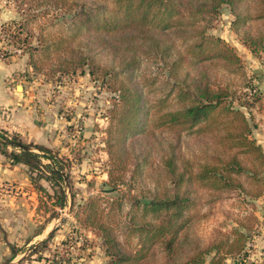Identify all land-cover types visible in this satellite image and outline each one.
Masks as SVG:
<instances>
[{
  "label": "rangeland",
  "instance_id": "obj_1",
  "mask_svg": "<svg viewBox=\"0 0 264 264\" xmlns=\"http://www.w3.org/2000/svg\"><path fill=\"white\" fill-rule=\"evenodd\" d=\"M81 1L90 7L94 0ZM108 5L112 6L110 2ZM73 13V10L49 3L40 5L32 0H0V119L6 121L3 124L13 127L14 110L25 105L30 111L27 116L36 123L33 132L29 128L22 132L14 128L5 130L1 123L0 131H7L9 135L17 132L27 143H44L56 149L59 156L65 157V171H69L71 179L70 185H65L67 204L56 206L53 213L49 199H45L46 204L40 202V190L34 194L26 188L35 187L28 166L9 165L11 159L0 151V210L8 205L15 206L17 200L21 205L29 202L31 206L27 213H31L36 229L60 223V226L73 230L70 233L76 231L74 235L78 236L93 230L98 234H90L92 246L85 256L103 255L105 264H108L111 256L99 245L100 235L110 231L123 249L131 250L134 242L132 239L126 241L124 227L132 202L151 197L159 186L158 191L163 193L167 185H173L172 177L163 164L167 149L174 144L176 150L181 147L184 156L198 165L207 159L205 142L212 138L183 131L179 146L175 129L157 125L156 120L160 121L162 110L156 105V100L167 89L166 81L175 80L169 76L162 59L146 56L144 35L136 38L140 41L136 50L124 49L130 35L140 34L139 30H126L122 35L114 36L106 29H93L92 22L80 23L76 37H67L59 48L52 47L47 52L40 49L42 40L53 42L66 34L71 35ZM234 17L230 6L222 5L212 19L213 27L209 31L215 28L216 32L238 34L230 23ZM98 35L109 38V41L103 42ZM174 38L173 30L164 34V42ZM73 55L92 60L93 72L88 63L82 68L73 62ZM132 55L136 60L122 68L123 61L131 59ZM21 57L24 62L19 59ZM113 71L120 74L112 77ZM222 78L225 79L224 76ZM123 85H137L146 98L145 107L143 104L136 120L130 124L126 121L127 105L120 97ZM222 142L218 147L222 156H226L224 149L228 143ZM8 149L16 148L9 145ZM34 150L41 152L36 147ZM245 159L247 161V157ZM42 160L50 161L46 157ZM40 182L53 192L47 180L41 179ZM245 183L248 188L255 186L248 180ZM70 186L74 193L73 205ZM242 195L239 190L229 189L212 201H200L199 215L188 224L180 238L179 260L225 239L234 231L238 221L250 225L258 222L257 212L264 210V202H257V198L247 200ZM92 198L94 204L86 207ZM34 200L37 203L35 209L31 203ZM92 220L105 224L109 229L90 225ZM4 232L0 225V235ZM258 232L255 228L252 234L257 235ZM83 253L76 247L69 259L77 263ZM12 255V252L4 254L0 249V264H13ZM34 255L38 258L42 254ZM50 258L53 264L59 260L56 255H50ZM245 264H250L249 260Z\"/></svg>",
  "mask_w": 264,
  "mask_h": 264
},
{
  "label": "trees",
  "instance_id": "obj_2",
  "mask_svg": "<svg viewBox=\"0 0 264 264\" xmlns=\"http://www.w3.org/2000/svg\"><path fill=\"white\" fill-rule=\"evenodd\" d=\"M32 1L40 5L63 6L74 12L71 35L66 34L53 42L42 40L40 49L45 52L52 47L59 48L67 37H76L80 23L92 22L93 29H106L114 36L122 35L126 30H139L140 34L130 35L124 49L136 50V44L140 42L136 38L144 35L146 56L162 59L169 76L175 80L166 81L167 89L156 100V105L162 110L160 121L156 120L157 125L175 129L179 146L183 131L212 138L198 137L208 140L205 142L208 157L198 165L184 156L181 147L176 150L174 144L167 149L163 164L172 177L173 185H167L163 193L158 191V185L151 197L132 202L124 227L126 241L132 239L134 242L131 250L123 249L110 231L100 235L99 245L111 256L108 264H227L228 258L231 264H245L254 249L251 244L255 225L248 222L238 221L234 231L225 239L199 249L185 260H179L177 253L181 236L199 215L201 200L212 201L229 189L239 190L242 196L252 201L264 193V145L254 137L252 116L243 108L258 98V88L251 82L243 58L234 46L225 37L209 31L219 8L227 4L235 15L231 27L242 42L254 52H264V0H94L90 7L83 5L81 0ZM101 1L106 2L101 5ZM168 30H173L175 38L164 42V34ZM98 38L103 42L109 41L102 35ZM72 51L75 52L74 49ZM71 60L79 66L88 63L93 72L92 60L81 55H73ZM135 60L136 56L132 55L131 59L123 61L122 68ZM32 63L35 65L33 59ZM119 74V71H113L111 76ZM246 86L249 92L244 89ZM120 97L127 105L126 121L130 124L136 120L143 104L145 107V95L143 97V91L137 85H123ZM243 98L246 101H242ZM0 137L5 140H0V151L11 162H22L28 166L32 182L41 191L40 202L46 204L45 199H49L53 213L56 206L64 207L68 201L65 185L71 183L70 173L65 171V157L44 143H27L17 132L9 135L7 131H0ZM9 141L28 144L30 148L25 149ZM222 141L228 143L224 149L226 156H222L218 147ZM9 145L16 149L9 150ZM35 147L41 152L35 151ZM43 157L50 161L43 162ZM246 157L247 161L244 160ZM41 179L50 183L53 192L40 182ZM246 179L256 188H248ZM69 190L73 205L72 186ZM93 204L92 198L86 207ZM89 224L109 229L93 220ZM54 231L55 228L30 255L43 254L50 246ZM85 236L86 240L77 246L83 250L82 256L92 246L91 238ZM67 242L68 237H65L61 244ZM9 244L13 257L20 247ZM52 252L51 255H58V249L54 248ZM58 259L59 264L71 262L69 258L59 256Z\"/></svg>",
  "mask_w": 264,
  "mask_h": 264
},
{
  "label": "crops",
  "instance_id": "obj_3",
  "mask_svg": "<svg viewBox=\"0 0 264 264\" xmlns=\"http://www.w3.org/2000/svg\"><path fill=\"white\" fill-rule=\"evenodd\" d=\"M213 30L214 31L212 32L225 37L234 46L237 53L243 58L251 82H254L258 88V98L251 102L248 106L243 105V108L252 116V121L254 122V137L264 145V52H254L250 47L242 42L238 34H228L223 31L216 32L215 28ZM19 59L23 61V57ZM244 89L247 92L250 91L247 86ZM29 112L30 111L25 105H22L20 108L17 107V109L13 112V127H11V125L8 126L7 124H3L2 122L6 121L0 119L2 128L5 130L14 128L20 132L24 131V128H29L33 132V129L36 128V123L31 119V117L27 116L29 115ZM10 162L9 165H13L14 167H17L18 165H26L22 162ZM0 167H2V165H0ZM26 188L30 189L28 191H32L34 194H36V191L38 190L35 187L28 186ZM18 202L19 201L17 200V202L14 203L16 204L15 206L11 207V205H8L6 208L0 210V225L5 231L2 236L0 235V249L4 250V254H9L12 252L9 243L16 245L18 249L20 247L17 253L12 257V260H15L13 261V264H53L51 263L53 260L50 258L52 250L56 248V250L58 249L59 251L61 242L70 233L71 229L68 226H60V223L51 224L50 222V225L46 224L45 226H42L41 229H36L37 225L33 224L34 220L31 213H27V209H29L31 205L28 204L29 202H25L24 205H21V203ZM257 202H264V193L257 198ZM31 203L34 204L33 207L35 209L37 206L36 201L34 200ZM11 208H13L12 211ZM257 214L258 222H256L255 228L258 229L259 232L257 235L253 234L254 239L252 241V245L254 246V249L249 259L250 264H264V210H262V212L258 211ZM53 228H55V231L52 238L49 240L50 246L45 252H43L42 256L36 258L34 254L30 255L31 251L29 252L28 250L42 243V241L48 237ZM83 234L88 237H90V234L94 235L91 230H89V233ZM88 250H91V248ZM78 261L79 262L77 263L72 261L64 264H105L106 260L103 255L95 254L85 256L84 254L78 258ZM230 262L231 260L228 258L227 264Z\"/></svg>",
  "mask_w": 264,
  "mask_h": 264
},
{
  "label": "built area",
  "instance_id": "obj_4",
  "mask_svg": "<svg viewBox=\"0 0 264 264\" xmlns=\"http://www.w3.org/2000/svg\"><path fill=\"white\" fill-rule=\"evenodd\" d=\"M75 232L68 234L66 237H68V242L61 244L59 247L58 255L57 257L61 256V258L68 259L71 258L70 255L72 251L83 241L86 240V236L80 234L74 235ZM66 263V261L64 262Z\"/></svg>",
  "mask_w": 264,
  "mask_h": 264
},
{
  "label": "water",
  "instance_id": "obj_5",
  "mask_svg": "<svg viewBox=\"0 0 264 264\" xmlns=\"http://www.w3.org/2000/svg\"><path fill=\"white\" fill-rule=\"evenodd\" d=\"M3 141H5V140L3 139ZM9 143L18 144L20 147H23V148H25V149H29V148H30V146H29L28 144H23V143L16 142V141H9ZM35 247H36V246H35ZM35 247H34V248H35ZM34 248H33V247L30 248L28 251L30 252V251H32ZM28 251H27V252H28Z\"/></svg>",
  "mask_w": 264,
  "mask_h": 264
}]
</instances>
